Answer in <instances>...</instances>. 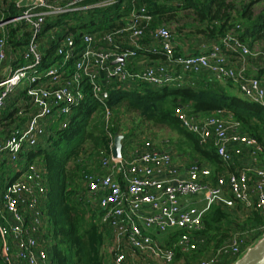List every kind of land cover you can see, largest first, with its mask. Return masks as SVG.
Here are the masks:
<instances>
[{
    "label": "built area",
    "instance_id": "2783aa9c",
    "mask_svg": "<svg viewBox=\"0 0 264 264\" xmlns=\"http://www.w3.org/2000/svg\"><path fill=\"white\" fill-rule=\"evenodd\" d=\"M11 1L19 12L0 20V111L22 89L26 95L21 103L36 112H31L24 128H13L0 141V155L6 154L11 163H17L25 147L37 146L46 135L44 119L67 118L73 113V107L84 99L85 77L105 114L106 129L111 116L106 90L114 83L129 89L137 84L162 88L181 86L191 76L208 74L222 84L235 82L245 99L264 107V84L231 67L225 54L237 55L243 63L249 58L264 59L263 49L255 50L241 39L244 31L240 25L229 29L218 43L203 45L202 53L185 55L176 50L173 29L166 24L151 28L153 16L147 6L133 0L122 26L104 34L85 32L79 40L68 32L57 45L53 62L44 67L42 46L58 32L52 28L43 34L49 20L106 9L117 0ZM126 4L123 1L122 10ZM17 25L29 32L19 56L8 42L11 28ZM147 33L157 45L144 46ZM147 56L160 57L154 66L137 68L136 61ZM225 112L197 116L185 108L177 111L181 126L197 137L199 146L212 142L225 164L231 165L245 153L253 159L254 165L245 171L221 176L215 183L211 170L198 164L183 170L172 154L157 150L151 141L130 145L126 154L115 158L114 137L109 135V153L99 163L102 172L85 173L83 183L86 201L111 236L114 264H144L131 260L135 255L146 264H230L250 245L247 237L234 236L209 257L189 258L203 242L196 234L204 229V216L213 204L232 207L238 202L264 217V167L258 160L261 147L241 133L238 122L226 119ZM27 113L22 108L16 118ZM66 124L63 119L62 126ZM45 194L35 162L0 191V257L4 264H54L41 239L42 228H46L41 209ZM197 195L203 197V207L185 206V199ZM177 232L180 234L174 238ZM156 234H168L167 240L160 241Z\"/></svg>",
    "mask_w": 264,
    "mask_h": 264
},
{
    "label": "trees",
    "instance_id": "16d2710c",
    "mask_svg": "<svg viewBox=\"0 0 264 264\" xmlns=\"http://www.w3.org/2000/svg\"><path fill=\"white\" fill-rule=\"evenodd\" d=\"M123 1L127 2L124 10L121 5ZM132 1L117 0L115 5L106 9H97L86 14H67L49 20L44 26L43 34L52 28H58V32L50 36L49 41L42 46L44 67L53 62L55 49L68 32L73 33L79 40L85 32L104 34L122 26L124 22L121 19L130 13ZM143 4L153 16L151 28L166 24L164 22L172 20L180 10L188 9L193 10L201 22H208L207 30L203 33L210 40H220L232 26L229 12L231 5L227 0L137 1V5ZM250 9L251 5H248L240 14V18L247 20L249 24L240 36L242 40L246 35L256 37L264 33V12L252 20ZM18 12L11 0H0V20L3 16L14 17ZM28 38L27 28L17 25L11 28L8 42L13 51L20 54ZM153 42L155 40L147 33L143 39L144 46L155 45ZM82 84L84 99L73 107V113L67 118L56 117L52 124L45 126L46 135L38 145L21 154L26 163H37L39 177L46 188L41 209L47 227L41 234V239L54 264H114L112 253L104 250L106 238L95 217V209L86 201L83 176L88 173V164L84 157L81 158L89 154L93 157L92 162L100 163L101 158L109 153V135L114 139L118 135L124 136L123 148L127 145L139 146L148 141L140 140L147 127L140 126L143 122L166 125L189 144L191 155L198 158L195 164L201 166L202 161H206L213 167L211 180L215 183L219 177H227L237 171L232 164L227 165L221 160L212 142L200 147L197 137L181 126L177 111L185 108L190 114L200 116L225 110L231 113L232 120L240 124L241 133L258 142L261 147L258 160L264 167V107L245 99L243 95L241 97L231 93L226 86L208 74L191 76L181 86L154 88L147 84H137L129 89L119 83L110 85L106 90V100L111 111L107 129L95 127L98 125L93 124V116L103 110L93 97L86 77ZM25 95L26 91L21 90L15 99V104L19 102L20 106L14 111L5 110L3 121L13 122L19 107L27 109L28 105L21 103ZM129 114L139 117V122L133 120L135 126L122 125L123 119ZM63 119L67 123L66 127L62 126ZM102 126H107V123ZM180 151H183L182 147ZM70 163L73 165L70 166ZM225 171L230 172L225 175ZM4 186L5 180L1 178V191ZM179 234L177 232L174 238ZM263 234L264 217L256 211L238 202L232 207L215 203L204 216V229L196 234L203 242L189 258L195 260L202 255L204 258L209 257L234 236L247 237L249 244H252ZM0 264H4L1 257Z\"/></svg>",
    "mask_w": 264,
    "mask_h": 264
},
{
    "label": "crops",
    "instance_id": "0c3cea01",
    "mask_svg": "<svg viewBox=\"0 0 264 264\" xmlns=\"http://www.w3.org/2000/svg\"><path fill=\"white\" fill-rule=\"evenodd\" d=\"M255 1H257V0H255ZM124 18L125 17H123L121 19L122 22H124ZM243 33H241V34H243ZM241 34H240V36H241ZM263 34L264 33H261L260 36L258 34V35H256V37L246 35L245 37H243V40L251 48H253V45H255V43H256V44L259 45L257 48L264 50V35ZM257 40H258V42H257ZM203 41H205V43H207L209 45H212V44L218 43L219 40L218 41H216V40L213 41V40H209L207 37H205V40L204 39L201 40L200 38L199 39H194V40H190L188 42V44H186V45H181L180 43H178V40L176 38V43H175L176 48H177L176 50L178 52L182 53V54H185V55L200 54V53L203 52V47H202L203 46ZM210 41H213V42H210ZM153 44L157 45L156 42H153ZM225 54H226V57H227L228 62H229L231 67L235 68L238 71H243V74L246 77H254V78L259 79L264 84V59L249 58L245 63H243V62H240V60L238 59L237 55H234V54H232L230 52H226ZM16 55L19 56L20 54L16 53ZM7 63H10V61L7 62ZM155 63H157V58H154V57L152 58V57H149V56L141 57L140 59H138L136 61V64H137L136 67L139 68V69L146 68V67L154 66ZM229 84L233 85V86H230ZM223 85L226 86L227 89H229V91L231 93L239 95V96L242 97V94L240 93L239 87L236 85V83L227 82L226 84H223ZM18 95H19V93L11 96L6 101V104H5V106H4V108L2 110L9 109L10 111H14V109L17 108V106H20L19 102L17 104H15L16 103L15 99H16V97ZM20 109L21 108L19 107V110ZM2 110L0 111V113L2 112ZM34 113H36V112L34 111L33 114ZM30 115H31V112L25 114L23 117L16 118V116H17V114H16L14 116V118H13V126H10V128H7L6 129L7 131L4 130V127L0 126V141H4L8 137L10 132L13 130V128H15V127L24 128V126H22V125L26 122V120L29 119ZM224 115H225L226 119L232 120L231 113L225 112ZM94 118H95V115L93 116V120H94ZM125 118H126V116H125ZM1 119L2 118H0V120ZM54 120H55V118H46V119H44L43 124L44 125H50V124H52L54 122ZM136 122H139V117L138 116H137ZM4 123H7V122L4 121ZM124 123L125 122H122L123 126H125ZM132 126H135L133 124V120L131 121V126L130 127H132ZM140 126H147L146 130H144L145 133H144L142 139H140V140L146 139L148 141H151L153 146L157 150H159L161 152H167L168 153V150H171L170 154H172V156H173V161L179 168H181L183 170H187V169H189V167L192 164H195V162H198V158L197 157L193 158V156L191 155L190 146L184 139H182L181 137H178V138L175 139V137H173V139L169 140V139L161 137L163 132L168 133L171 130L168 127H166V125L154 124V123H150V122L145 121ZM99 128H102V126H99ZM42 139H43V137H41L39 139V142ZM128 146L129 145H127L126 147L123 148V153H125V154L127 153V152H125V150L127 149ZM181 147H182L183 151L179 152ZM30 148L31 147H25V149H24V151L22 153L26 152ZM235 159H234V161H233L231 166H233L234 170L237 171V172L245 171L248 167L254 165L253 164L254 163L253 159L250 157V155L248 153H245L241 157H237ZM90 161H93V157L92 156L90 157ZM6 165L10 168V170L7 171V170L4 169V167ZM28 165H29L28 163H26L24 160H22L21 156H20V158H19L17 163H11L8 160L6 154L0 155V180H1V178H3V180H5V186L9 182L16 181L19 178L21 172L23 170H25ZM72 165L73 164L70 163V166H72ZM201 167L211 170L212 175H213V172H214L213 171V167L208 162L202 161ZM11 171L16 172L14 176L11 175ZM88 172H91V173L92 172L93 173L102 172V170L100 168V165H99V162L98 163L97 162L94 163L93 166H89ZM229 172L230 171H228V172L225 171L224 174L227 175V174H229ZM196 197L198 199L195 200L194 202H192L190 200V198L185 199L184 200L185 206H188V207H194V206L195 207H203L204 206V204L202 203L203 197L201 195H197ZM46 227H47V224H46ZM45 230H46V228L43 227L41 234ZM163 235L164 234H156V237L159 240H161V241H166L167 240V236L166 235L163 236ZM105 248H106V246H105ZM19 264H22V263H19Z\"/></svg>",
    "mask_w": 264,
    "mask_h": 264
},
{
    "label": "rangeland",
    "instance_id": "374dc122",
    "mask_svg": "<svg viewBox=\"0 0 264 264\" xmlns=\"http://www.w3.org/2000/svg\"><path fill=\"white\" fill-rule=\"evenodd\" d=\"M162 1H165V0H161V2ZM169 1H173V0H169ZM227 2L231 5V9L229 10V12L231 14L230 23L232 24V26L229 29H232V28L236 27L237 25H240L242 27V30L245 32V29L248 27L249 24H248L247 20L240 18V14H242L244 8L247 7L248 5H251L250 14L252 15V20L256 19L262 12H264V0H257V1H255V0H227ZM164 23H166L167 26H169L173 29V31L175 33V37L177 38L178 43H180L181 45H186V44H188V42L190 40H194V39L200 38L201 40L202 39L205 40V37H207V34L203 33V31L205 32L207 30L208 22H201L199 17L191 9L180 10L178 12L177 16H175L172 20H168V22L165 21ZM210 42H213V41H210ZM257 42H258V40H257ZM205 44L207 45V43H205V41H203V45H205ZM258 46L259 45L255 43V45H253V49L257 50ZM19 90H22V89H19ZM6 111H9V109H6ZM6 111L2 110V112L0 113V118H2L3 113ZM27 111H28V113L33 112L34 109L32 108V106L28 105ZM132 120L136 121L137 115H133V114L126 115V118L122 122H125L124 125L126 127H130ZM6 122L7 123H4L3 119L0 120V126L4 127V130H6L7 128H10V126H13L12 120H7ZM93 124L98 125L95 127H99V125L102 126L103 124H106V119H105L104 113L102 111H100L99 113H97L95 115V118L93 120ZM104 127L105 126H102V128H104ZM170 131L168 133L163 132L161 137L169 139V140L173 139V137H175V139L180 137L177 132L172 131V130H170ZM91 156L92 155H89V154H85V155L81 156L82 159L84 157L85 163L88 164V170H89V166H93V164H94L92 161H90ZM4 169L7 171L10 170V168L7 165L4 167ZM15 173L16 172L11 171L12 176H14ZM197 199L198 198L196 196L190 197V200L192 202H194ZM100 229L104 233L105 238H106L105 251L109 252L111 249L110 248L111 247V236H109V233L106 232V230L102 226L100 227ZM172 232H174V230L170 231V233H172ZM166 235H168V234H166ZM200 258H204L203 255L199 256L195 260H198ZM131 260H133L134 262H136V260H139L141 263L146 264V262H142L141 258L138 255H135L133 257L131 256Z\"/></svg>",
    "mask_w": 264,
    "mask_h": 264
},
{
    "label": "water",
    "instance_id": "95a60500",
    "mask_svg": "<svg viewBox=\"0 0 264 264\" xmlns=\"http://www.w3.org/2000/svg\"><path fill=\"white\" fill-rule=\"evenodd\" d=\"M123 140L124 136L122 135H118L114 139L113 156L115 158L122 157ZM170 152L171 150H168V153ZM232 264H264V234L246 247Z\"/></svg>",
    "mask_w": 264,
    "mask_h": 264
}]
</instances>
